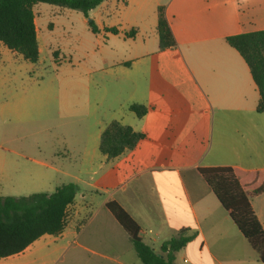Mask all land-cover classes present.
Returning a JSON list of instances; mask_svg holds the SVG:
<instances>
[{
  "label": "crops",
  "instance_id": "1",
  "mask_svg": "<svg viewBox=\"0 0 264 264\" xmlns=\"http://www.w3.org/2000/svg\"><path fill=\"white\" fill-rule=\"evenodd\" d=\"M161 7L177 41V46L164 50L158 31ZM41 12H34L37 33ZM88 17L97 33L121 36L130 43L129 56L118 59L108 73L119 77V87L132 102L129 107H147L144 117L136 116L128 125L146 138L113 160L102 154L89 186L95 188L92 193L107 190L104 184L118 186L111 197L96 204L77 187L64 232L44 235L6 259L24 258L28 264H143L135 256L131 237L106 207L115 200L157 253L163 242L189 229L197 235L183 249V263L254 262L245 238L198 169L264 171L259 89L246 61L226 40L264 30V0H105ZM131 31L133 36H127ZM38 41L40 45L39 34ZM108 125L99 129L98 148ZM37 164L62 173L48 163ZM99 174L102 181L96 178ZM67 176L80 181L79 176ZM29 180L37 186L47 183L40 177ZM251 203L264 229V193L252 197ZM146 230L153 237L145 239ZM255 259V264L261 263L259 252Z\"/></svg>",
  "mask_w": 264,
  "mask_h": 264
},
{
  "label": "rangeland",
  "instance_id": "2",
  "mask_svg": "<svg viewBox=\"0 0 264 264\" xmlns=\"http://www.w3.org/2000/svg\"><path fill=\"white\" fill-rule=\"evenodd\" d=\"M40 11L38 63L18 59L0 46V196L52 194L57 186L74 183L81 194L92 195L101 204L118 186L104 184L107 190L91 192L92 171L98 170L102 158L96 143L99 129L114 120L126 125L136 121L119 77L108 73L118 59L129 56L130 43L121 36L93 33L92 18L78 10L38 4L34 12ZM67 174L79 176L80 181ZM30 177L47 183L37 186ZM146 231L145 239L153 237ZM245 244L254 261L250 264H255L258 251ZM183 254L184 250L178 253L179 264H185ZM15 263L29 261L0 259V264Z\"/></svg>",
  "mask_w": 264,
  "mask_h": 264
},
{
  "label": "trees",
  "instance_id": "3",
  "mask_svg": "<svg viewBox=\"0 0 264 264\" xmlns=\"http://www.w3.org/2000/svg\"><path fill=\"white\" fill-rule=\"evenodd\" d=\"M104 1L0 0V43L36 64L41 52L33 10L35 5L78 10L88 17V13ZM89 25L93 33L98 32L93 20ZM109 31L118 33L117 29ZM158 31L160 50L177 46L163 7L159 9ZM133 32L127 36L132 37ZM226 40L249 66L260 93L257 110L264 113V30L229 36ZM129 110L138 118L148 112L147 107L140 104H132ZM145 138L144 133L114 120L101 134L99 151L108 160H113L135 149ZM198 171L245 240L259 252L260 262L264 263V229L251 203L252 197L264 193V171H243L233 167H204ZM77 189L74 183H69L58 186L52 194L0 196V259L21 254L44 235L62 234L67 226V208L74 202ZM106 207L131 237L143 264H178L177 254L197 235L190 234L189 229H182L163 242L157 253L142 239L136 220L117 201L107 202Z\"/></svg>",
  "mask_w": 264,
  "mask_h": 264
}]
</instances>
